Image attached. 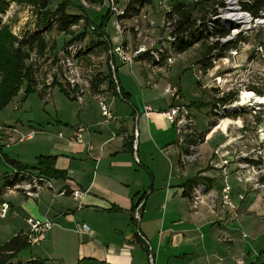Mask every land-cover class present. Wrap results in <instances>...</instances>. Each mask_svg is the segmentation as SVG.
<instances>
[{"label":"crops","instance_id":"1","mask_svg":"<svg viewBox=\"0 0 264 264\" xmlns=\"http://www.w3.org/2000/svg\"><path fill=\"white\" fill-rule=\"evenodd\" d=\"M135 65L139 70L134 71ZM135 65L116 70L125 100L115 95L108 80L100 85V94L113 116L109 123H103L99 108L94 110L90 101L89 108L78 114L75 126L60 124L58 129L64 126L63 133L33 141L31 156L2 153L0 172L13 170L4 158L35 167L36 156L51 155L56 170L66 175L65 180H53L55 189L81 192L77 199L67 194L54 196L50 191L41 192L36 200L12 194L6 200L10 204L11 237L29 233L30 220L49 219L53 227L33 256L45 264H149L150 252L155 256L154 264H212L206 260L209 257L214 258L213 264H227L237 255L228 250L217 254L219 245L226 244L220 237L230 236L232 244L236 222L221 203L217 202L219 210L217 204L214 210L208 206L210 197L220 194L223 187L215 192L216 181L211 182L200 202L183 197L185 183L207 166L202 159L191 168L178 166L183 147L178 145L164 112L172 104H180L164 92H156L149 81L153 70L143 62ZM145 106L149 108L146 114L142 112ZM76 127L84 131L76 133ZM9 128L12 132L0 134L1 150L20 137L13 136L15 127ZM205 176L216 179L215 174ZM139 202L143 204L136 223L131 208ZM80 224L90 232L78 233Z\"/></svg>","mask_w":264,"mask_h":264},{"label":"rangeland","instance_id":"2","mask_svg":"<svg viewBox=\"0 0 264 264\" xmlns=\"http://www.w3.org/2000/svg\"><path fill=\"white\" fill-rule=\"evenodd\" d=\"M129 1L132 0H49L51 10L63 2L68 13L74 12L82 16L81 21L64 32L52 28L41 33L47 39L48 51L39 60L38 80L43 86L38 90L47 91L54 82L57 86L51 89L50 100L43 102L36 91L25 96L24 84L20 87L19 93L0 111V127L4 128L8 125L15 127L17 133L13 136L26 135L32 130L34 131L32 136H35L34 140L29 142L8 143L4 148L5 151L2 150L3 154L24 153L25 157H29L32 151L30 145L33 141H41V136H57L58 131L63 133L64 126L58 129L60 124L75 126L78 114L89 108L90 101L94 110L96 107L100 110L98 102L90 97L92 96L90 89L86 90L82 104L60 91L61 88L65 90L67 88L61 74L63 64L59 56L63 54L64 48L74 36L84 32L82 45L84 48L88 44L92 47L80 58H76L77 73L82 80L79 86L84 90L86 82L91 83L89 79L93 80L94 72L108 74L104 46L97 45L93 40H99L101 34L109 38L110 45H121L122 35L118 34L113 26L114 15L124 6L126 7ZM217 1L220 0L204 4L202 10L205 14L195 10L194 17L201 20V15H207L206 12L217 8L215 4ZM144 2L145 5L138 17L127 19L121 24L124 43H129L132 47L142 42L146 45L155 41L158 43L161 41L160 38L167 37L161 8L162 5H168L172 1L149 0L148 3L144 0ZM184 2L193 4L201 3L203 0H184ZM224 3L221 17L225 19L224 26L229 30V35L223 39V42L224 40L234 42L238 35H241L244 41L238 42L237 48L225 53L221 59L210 57L212 66L206 72L196 65L197 58L201 57L204 51L203 46L197 43L183 54L174 55V64L170 66L168 72L165 68L159 71L156 66L153 69L154 73H149L151 76L149 81L157 88L156 92H164L167 98L177 101L175 103L188 111L198 131L206 132L210 129L204 144L202 143L197 152H194L192 164L186 167L191 168V165L202 159L207 167L195 176L199 178L198 185L206 187L216 181L215 192L224 185L231 186L230 198L236 207L237 217L234 221L237 231L232 233L233 243L224 242L226 244L219 245L221 250L217 254H221V251L226 253V250L232 251L234 255L243 252L248 264H264V104L257 105L255 101L256 97L264 99V19H261L260 24H255L246 15L249 18V25L246 28L242 27L229 18L232 4L228 5V0H224ZM10 8L0 30L5 27L9 35L21 39L27 33H31L33 28L35 29L37 14L33 7L17 2ZM235 8L240 12L238 6ZM133 68L134 71L139 70L140 66L135 65ZM154 78H157V82ZM168 87L176 90V96L170 97L165 92ZM32 89H35V86ZM246 92L254 94V98L245 99L246 104L240 105ZM226 95L231 96V100L222 107L216 99L224 98ZM220 109L226 110L225 116L217 115V113L222 114ZM170 126L176 135V126ZM3 132L7 131L0 129V134ZM203 171L210 176L215 174L216 179L208 178ZM11 196L12 193L3 200L11 199ZM212 196L209 202L214 201L219 204L220 194ZM239 196L242 197L241 200ZM218 204L217 210L220 208ZM9 225L8 216L6 219H0V245L11 237ZM212 232L214 231L209 232L210 239ZM242 233L247 235L246 238L242 237ZM37 250L39 247H27L18 253V260L26 262ZM213 259L209 257L206 260L213 264ZM51 263L46 261V264ZM226 263L235 264L234 260H227Z\"/></svg>","mask_w":264,"mask_h":264},{"label":"trees","instance_id":"3","mask_svg":"<svg viewBox=\"0 0 264 264\" xmlns=\"http://www.w3.org/2000/svg\"><path fill=\"white\" fill-rule=\"evenodd\" d=\"M149 0H146L148 2ZM170 10L166 12L164 18L166 21L171 22V27H169V35L171 39L170 48L175 55L183 54L188 49L199 43L203 46L204 51L201 53V57L196 60V65L199 66L200 70L203 72L208 71L211 66L212 58L221 59L224 57L225 53L232 51L237 48L238 42L244 41L241 35H238L237 40L234 42L227 41L223 39L228 37L229 30L224 26L225 20L220 18H215L217 14V8H223L225 6L224 0L215 2L217 8L206 12L204 15V4H208L209 1L214 3V0H203V2L198 3H186L184 0H171ZM237 2L239 10L241 12L247 13L252 20L264 19V0H233ZM18 3L33 7L36 12V27L33 28L31 33H27L25 36L20 38H14L9 35L8 30L3 27L0 30V111L7 106L18 93L20 87L25 84L24 95L27 96L29 93L34 91L37 92L40 99H44L45 93L43 91H37L32 89L34 86L37 87L39 79V60L45 56L48 51L47 39L44 37L42 32L50 31L52 28L57 31H67L72 25H77L82 17L79 14L68 13L66 11L65 3H59L54 10L49 8V0H0V17L7 11V6L10 3ZM149 3V2H148ZM144 0H132L127 3L126 8L122 15L118 16V19H134L138 17L141 9L144 7ZM214 5V4H213ZM195 10H199L203 15L200 19L194 17ZM101 35V34H100ZM84 32L76 35L68 42L69 45H76L82 43L84 38ZM94 43L100 46L103 45L106 49V45L102 40H93ZM94 44V45H96ZM65 47V48H66ZM92 45H87L86 48L82 45L76 53V58H80L83 53H86ZM64 48V49H65ZM145 57V56H144ZM164 57V56H162ZM147 57H145V60ZM27 63V64H26ZM94 78L89 85L90 92L92 96L99 94L100 85L103 82L109 81L110 86L113 85L109 75H103L100 72H94ZM57 86L54 82L49 88ZM113 87V86H112ZM63 93L70 96L69 92L61 88ZM217 103L221 106H225L228 100H231V96L226 95L224 98H217ZM221 113L217 115L225 116L226 110L220 109ZM216 119V118H215ZM212 127V126H211ZM210 128V127H209ZM208 129L206 132L193 130L189 135L183 137L181 143L179 138H177L178 145L182 146V153L187 152L188 148H198L202 143L205 142L206 136L209 133ZM181 153V155H182ZM178 160V166L184 168L181 165L180 157ZM6 162L11 165L16 172H33L38 173L44 177L53 180H65V171L56 170L54 166V158L50 156H36V166L35 167H25L20 163L11 160L10 158H4ZM16 180H11V175L5 176L0 182V190L13 184ZM199 184V178L193 177L184 185V191L182 192L183 197L191 200V191ZM206 186V191L210 188ZM131 213L134 210L131 208ZM132 217V216H131ZM27 234L18 233L12 235L8 240L0 245V264H45L44 260L31 257L26 262L18 260V253L25 250L28 245L26 241Z\"/></svg>","mask_w":264,"mask_h":264},{"label":"built area","instance_id":"4","mask_svg":"<svg viewBox=\"0 0 264 264\" xmlns=\"http://www.w3.org/2000/svg\"><path fill=\"white\" fill-rule=\"evenodd\" d=\"M109 1V0H108ZM106 4H108L106 2ZM233 4L235 6L237 5V2L233 0H228V5ZM13 3H10L9 6H7V11L0 17V26L3 24V20L6 19L7 14L9 13V10L11 9L10 6H12ZM126 7L124 6L122 10L116 13L114 15L115 20L113 21V26L115 28V31L122 35V43L121 45H110V40L109 38L100 35L99 40H102L104 44L106 45V49L104 51L105 53V64L108 72V75L113 83V89L115 95L119 97V99H123V95L120 91V88L118 86V81L116 77V70L120 66L124 67H132L136 63L143 62L147 68L150 70H153L158 66L157 70L160 71V69L165 68L167 70L170 68L171 65L174 64V53L172 52L170 48V42L169 40L171 39L169 35V27H171V22L168 20L166 21L164 18L163 24L165 26V30L167 32V37L165 38H160V42H154L149 45H146L145 43H141L140 45H137L135 47H132L131 44H125L123 40V32L121 29V24L123 21L127 19H118V16L122 15L124 12V9ZM239 8V7H238ZM163 9V14L168 12L170 10V4L168 5H162ZM223 8H219L217 10V14L215 15V18H220L221 20H225L222 18V13H223ZM162 14V15H163ZM246 15V14H245ZM164 17V15H163ZM135 19V18H134ZM131 20V19H130ZM93 30V27H91ZM138 36V33L136 34ZM158 41V40H157ZM82 49V43L69 45L66 47L63 51V54L59 56V60L62 61L63 64V71L61 72L63 79L66 83V88L67 91L69 92L71 98L74 101H78L79 103H83V96L87 92L86 90L89 91V82H86V86H84V90L82 89L81 86H79L82 81L79 77L78 72V67L76 66V53ZM147 59L145 60V57ZM164 56V57H162ZM154 71V70H153ZM94 75V73H93ZM92 81V79H89ZM41 81H38L37 91H43V90H38L39 87H42ZM49 88V87H48ZM51 88H49L47 91H43L45 93L43 102H48L51 98L50 94ZM176 90L173 87H168L166 89V93L170 97L176 96ZM94 100L98 102L100 105V114L102 117H104L103 123L107 124L109 121L113 119L112 114L110 113V110L104 100V96H102L100 93L94 96ZM149 108L146 106L144 107V110L142 111L144 114L148 113ZM168 122L170 123L169 125H175L177 128V133L176 135L179 138V142L181 143L183 137L189 135L193 130L196 129L194 125L193 119L189 116L188 111L184 109V107L179 106V105H172L168 110L164 112ZM6 128V129H5ZM1 131L6 130V131H11L12 128L7 127H0ZM84 131V128L81 127H76V133ZM33 131H31L27 135H20L19 139L17 142L22 143V141H27L29 140L32 135ZM199 148V147H198ZM198 148H188L187 152L182 153L180 157L181 165L186 167L188 164H192V161L194 160V152H197L196 150ZM2 155V150L0 149V156ZM135 161L137 162V158H135ZM225 163V162H224ZM223 163V164H224ZM11 175V180H16L13 184H10L9 186L3 188L0 190V219H3L7 216V212L10 210V204L6 201L3 200L4 196L9 195L10 193L12 194H20L25 199H32L36 200L38 196L41 194L43 191H50L53 193L54 196H65L66 194L70 197H73L75 199L79 198V195H81V192L78 191V189H71L68 190L67 188H63L61 190H56L53 183V179H49L47 177H44L42 175H39L38 173H33V172H16L15 169L9 170V172H0V182L5 176ZM230 189L231 186L229 185H224L222 190H220V196L216 197V200H220L219 202L221 203V207L228 209L232 213V218L235 219L237 217L236 215V207L234 204H232V199L230 198ZM191 202H200L203 200V197L206 194V189L204 185H197L193 191H191ZM213 196L210 197V199ZM239 199L241 200L242 197L239 196ZM212 203V204H211ZM143 202H139L137 206H135L133 212H132V217H133V222L139 223L140 221V213H141V207H142ZM216 202L210 201L208 205L210 209L214 210L216 207ZM28 227H30V231L27 234L26 241L28 242V245L30 247H38L41 242H43V239L46 237V234L52 229V225L54 224L51 222L49 219H45L43 221H28ZM78 233H89L90 229L85 226L81 225L78 227ZM141 241L148 246V242L146 239L139 234H137ZM243 238H246V234L242 233L241 234ZM220 241L222 242H232V238L230 236L224 235L221 237ZM149 247V246H148ZM149 249V248H148ZM151 249H149L150 251ZM245 255L243 252H240L235 258H233L235 264H248L246 262ZM155 260V256L150 252L148 256V262L149 264H154L153 261Z\"/></svg>","mask_w":264,"mask_h":264},{"label":"bare ground","instance_id":"5","mask_svg":"<svg viewBox=\"0 0 264 264\" xmlns=\"http://www.w3.org/2000/svg\"><path fill=\"white\" fill-rule=\"evenodd\" d=\"M232 8H230L231 12L229 14V18H231L232 21H235V23H238V25L242 26V27H248L249 25V18L241 13V12H238V10H236V6L235 5H231ZM262 21V20H260ZM249 98H254V94L252 93H249V92H246L244 93L243 97H242V102L240 103V105H245L246 104V100L245 99H249ZM255 101H256V104L257 105H262L264 104V99L262 98H255Z\"/></svg>","mask_w":264,"mask_h":264},{"label":"water","instance_id":"6","mask_svg":"<svg viewBox=\"0 0 264 264\" xmlns=\"http://www.w3.org/2000/svg\"><path fill=\"white\" fill-rule=\"evenodd\" d=\"M241 12V11H240ZM242 13H244V12H242ZM244 14H246L248 17H249V15L247 14V13H244ZM250 18V17H249ZM252 20V18H250V21ZM255 24H260L261 23V21L260 20H254L253 21Z\"/></svg>","mask_w":264,"mask_h":264}]
</instances>
